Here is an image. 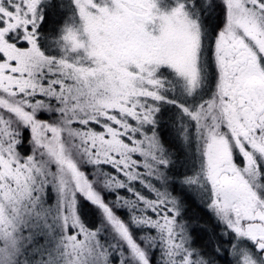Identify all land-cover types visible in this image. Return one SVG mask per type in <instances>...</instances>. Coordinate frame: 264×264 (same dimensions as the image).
Returning a JSON list of instances; mask_svg holds the SVG:
<instances>
[{
  "label": "snow or ice",
  "instance_id": "6c2138e0",
  "mask_svg": "<svg viewBox=\"0 0 264 264\" xmlns=\"http://www.w3.org/2000/svg\"><path fill=\"white\" fill-rule=\"evenodd\" d=\"M0 264H264V0H0Z\"/></svg>",
  "mask_w": 264,
  "mask_h": 264
}]
</instances>
